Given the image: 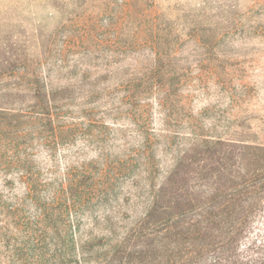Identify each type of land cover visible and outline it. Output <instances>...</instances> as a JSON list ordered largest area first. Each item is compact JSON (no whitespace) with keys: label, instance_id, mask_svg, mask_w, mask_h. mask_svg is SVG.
<instances>
[{"label":"rangeland","instance_id":"374dc122","mask_svg":"<svg viewBox=\"0 0 264 264\" xmlns=\"http://www.w3.org/2000/svg\"><path fill=\"white\" fill-rule=\"evenodd\" d=\"M255 1L240 0L235 9L232 0H159V12L180 15L165 30L178 39L171 56L176 82L143 92L140 84L156 56L144 39L146 27L136 39L137 9L132 6L124 20V0H0V105L22 98L7 97L22 82L6 74L3 63L9 57H40V70L53 84L73 86L64 121L75 126L74 138L54 151L42 144L13 154L34 160L51 183L48 192L68 173L85 175L89 188L72 214L83 234L130 228L147 201L146 178L160 183L195 136L264 143V0ZM194 6L193 15L208 26L210 45L188 35L182 15ZM238 17L244 23L235 27ZM12 136L6 135V143ZM152 152L158 166L150 176L144 166H134ZM5 157L0 159V261L28 264L50 248L51 236L38 230L39 202L25 199L19 181H7Z\"/></svg>","mask_w":264,"mask_h":264},{"label":"trees","instance_id":"16d2710c","mask_svg":"<svg viewBox=\"0 0 264 264\" xmlns=\"http://www.w3.org/2000/svg\"><path fill=\"white\" fill-rule=\"evenodd\" d=\"M232 3L235 9L240 7V0ZM123 6L124 20L132 6L137 9L132 19L136 39L140 38L139 30L146 27L144 39L156 56L151 74L140 84L143 92L173 87L177 69L172 63L176 57L171 56L177 48L172 42L178 39L165 30L180 15L172 18L159 12V0H124ZM197 10L190 7L182 15L188 35L210 45L205 33L208 26L199 15H193ZM233 23L239 27L244 22L238 17ZM5 63L6 74L22 79L15 95L7 97L22 98L0 105V159L6 156L7 181H19L25 187V199L39 202L38 230L51 236L50 248L42 249L31 262V257L26 258L25 263L264 264V143L221 137L200 140L195 136L175 157L160 183L146 178L147 201L130 228L119 234L113 230L97 236L83 234L81 223L72 214L89 188L84 185L85 175L68 173L48 192L51 183L43 178L34 160L13 154L19 148L42 144L54 151L74 138L75 126L64 121L65 109L74 96L73 86L53 84L50 75L40 70V57L37 61L9 57ZM8 133L13 134L10 144L5 140ZM144 156L134 167L144 166L151 176L158 166L155 154ZM13 167L17 168L15 173Z\"/></svg>","mask_w":264,"mask_h":264}]
</instances>
